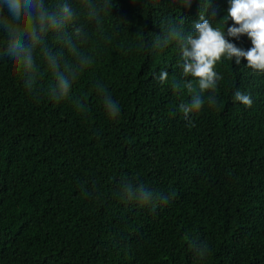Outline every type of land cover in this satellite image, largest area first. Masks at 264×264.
<instances>
[{
	"label": "trees",
	"instance_id": "trees-1",
	"mask_svg": "<svg viewBox=\"0 0 264 264\" xmlns=\"http://www.w3.org/2000/svg\"><path fill=\"white\" fill-rule=\"evenodd\" d=\"M111 2L98 27L68 0L90 37L81 50L95 58L69 100L51 99L55 78L38 50L32 92L0 56V264H198L191 239L209 247L203 264H264V73L222 58L216 105L186 119L178 107L191 78L176 45L163 46L170 23L191 32L201 15L226 32L228 0ZM53 37L62 70L74 65ZM226 39L251 47L246 35ZM97 84L119 103L118 117L107 115ZM122 178L169 199H122Z\"/></svg>",
	"mask_w": 264,
	"mask_h": 264
},
{
	"label": "clouds",
	"instance_id": "clouds-1",
	"mask_svg": "<svg viewBox=\"0 0 264 264\" xmlns=\"http://www.w3.org/2000/svg\"><path fill=\"white\" fill-rule=\"evenodd\" d=\"M183 2L187 7L192 0ZM74 4L86 10L87 19L95 21L98 27L101 13L113 7L111 0H74ZM226 16L232 21V26L227 27L226 32L214 27L209 19L201 15L191 32L186 33L182 27L170 23L164 35L163 46L176 45L182 60L183 75L191 78L184 85L190 99L181 102L178 107L186 119L190 114L199 112L206 103L209 107L216 105L218 83L223 79L216 66L222 58H234L236 64L244 59L247 68L264 73V0H228ZM78 18V8L70 6L68 0H56L54 6H50L49 0H0V32L7 37L6 45L0 48V56L10 57L18 65L25 75L23 84L28 92L36 87L32 74L36 71L35 53L38 50L55 78L54 86L50 89L51 99L55 102L71 99L73 80L95 62L94 56L81 50V44L90 37ZM49 33H53V38L64 45L67 54L75 61L74 65L66 64L62 70V53L49 47L46 39ZM242 35L251 41V47L247 50L226 39V36L238 39ZM168 77V71L162 70L158 80L165 84ZM176 86L179 87V84ZM96 90L103 97L107 115L113 119L118 117L119 103L104 85L97 84ZM234 98L249 108L252 106L253 100L249 94L237 90ZM75 103L77 108L83 110L84 106L79 101ZM119 194L122 199L144 206L156 202L167 203L169 199L168 195L138 183L134 178L121 179ZM189 242L198 264H203L209 252L208 245L195 239Z\"/></svg>",
	"mask_w": 264,
	"mask_h": 264
}]
</instances>
